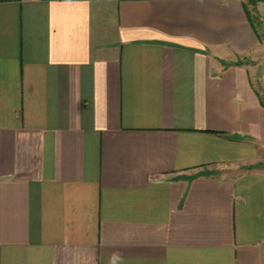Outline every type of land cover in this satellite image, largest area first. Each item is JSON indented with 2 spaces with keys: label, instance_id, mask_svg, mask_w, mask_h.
Returning a JSON list of instances; mask_svg holds the SVG:
<instances>
[{
  "label": "crops",
  "instance_id": "crops-1",
  "mask_svg": "<svg viewBox=\"0 0 264 264\" xmlns=\"http://www.w3.org/2000/svg\"><path fill=\"white\" fill-rule=\"evenodd\" d=\"M0 264H264V0H0Z\"/></svg>",
  "mask_w": 264,
  "mask_h": 264
}]
</instances>
